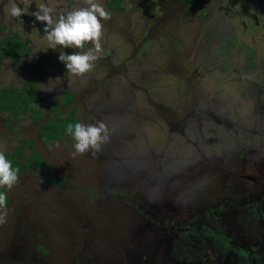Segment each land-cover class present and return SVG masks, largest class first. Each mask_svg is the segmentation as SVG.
<instances>
[{"label": "flooded vegetation", "instance_id": "1", "mask_svg": "<svg viewBox=\"0 0 264 264\" xmlns=\"http://www.w3.org/2000/svg\"><path fill=\"white\" fill-rule=\"evenodd\" d=\"M102 2V52L73 75L58 57L78 49L50 48L33 13L83 0H0V150L18 174L0 264H264V0ZM97 121L107 142L75 153L68 125Z\"/></svg>", "mask_w": 264, "mask_h": 264}, {"label": "clouds", "instance_id": "2", "mask_svg": "<svg viewBox=\"0 0 264 264\" xmlns=\"http://www.w3.org/2000/svg\"><path fill=\"white\" fill-rule=\"evenodd\" d=\"M27 3V0H25ZM24 9L16 3H12L8 8V15L11 17H21ZM36 21L44 24V32L50 48L57 46L63 48L78 49L71 54L60 53L58 59L64 63L67 72L73 75H83L92 70L102 52V21L111 18L110 12L104 6L102 0H83V5L74 7L72 10L60 15H54V10L50 6L40 4L33 13ZM86 44L91 46L85 48ZM60 81V77L49 79ZM47 84V85H48ZM54 88L45 87V91H52ZM67 133L71 134L75 143V153L83 154L90 149L100 150V146L107 142L109 129L102 121L92 124L76 123L69 124ZM18 180L17 170L12 167V163L0 150V187H11ZM6 194L0 192V210H6ZM6 211H0V223L4 222Z\"/></svg>", "mask_w": 264, "mask_h": 264}, {"label": "rangeland", "instance_id": "3", "mask_svg": "<svg viewBox=\"0 0 264 264\" xmlns=\"http://www.w3.org/2000/svg\"><path fill=\"white\" fill-rule=\"evenodd\" d=\"M115 92L117 94V96L122 99L123 101H125V103L127 102V104L130 102L131 103V99H130V95L127 91L120 89V88H116Z\"/></svg>", "mask_w": 264, "mask_h": 264}]
</instances>
